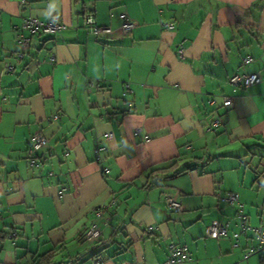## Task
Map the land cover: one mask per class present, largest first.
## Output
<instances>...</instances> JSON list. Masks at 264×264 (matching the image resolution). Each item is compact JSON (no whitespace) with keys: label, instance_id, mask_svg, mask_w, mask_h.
Wrapping results in <instances>:
<instances>
[{"label":"crops","instance_id":"1","mask_svg":"<svg viewBox=\"0 0 264 264\" xmlns=\"http://www.w3.org/2000/svg\"><path fill=\"white\" fill-rule=\"evenodd\" d=\"M85 16L112 32L95 37ZM25 18L65 28L22 48ZM234 73L261 82L234 86ZM33 134L46 145L30 167ZM225 192L259 224L264 0H0V264L51 249L49 264H160L170 244L186 246L184 264H264V250L243 258L252 240L206 235L211 223L235 230Z\"/></svg>","mask_w":264,"mask_h":264},{"label":"built area","instance_id":"2","mask_svg":"<svg viewBox=\"0 0 264 264\" xmlns=\"http://www.w3.org/2000/svg\"><path fill=\"white\" fill-rule=\"evenodd\" d=\"M85 24L89 25V32L93 34L95 37H98L101 34L107 35L112 32V29L109 26H100L95 24L93 18L91 16H85L84 18ZM135 27V23L129 19H122L120 28L123 32L129 35L132 29ZM65 28L64 24L58 21L57 18L48 19L46 21L39 20L37 18H25L21 23L19 28L20 34L18 35L16 42L22 48H26L29 46L31 35L37 33L43 34H55L60 32ZM27 32V34H25ZM181 52V51H180ZM23 53L18 51L16 53L17 58H21ZM244 63L249 62V58L243 59ZM4 68L7 71L13 70V65L10 62L4 63ZM228 82L234 86H244L249 87L261 82V76L257 73H234L228 78ZM132 90L129 84H124V89L122 95L125 96L131 93ZM212 103V100L209 101ZM223 105L229 107L232 105V100L230 97H223ZM56 118V116H54ZM220 123L219 116H216L212 120V127L218 126ZM139 131V130H137ZM107 138L111 137V134L106 136ZM46 145V139L41 134H33L28 139L27 146V156L30 167L38 166L37 161V152ZM219 201L228 204L235 205L237 204V211L234 217V231H229L230 221L225 223H211L206 227L205 233L207 236L219 239L222 237H226L229 234L233 239L232 246H238L239 239L244 237L246 240H252V244L247 246L243 252V258H248L251 255L258 253L261 250H264V213H262L259 224L252 225L249 223L247 215L242 210V205L239 204V196L235 192H225V193H217ZM167 206L171 210L178 211L180 209L179 202L172 197L171 195H167L165 198ZM100 214L97 213V216ZM14 234L12 233L11 236ZM101 236V230L97 226L96 223L91 224L85 231L84 237L89 241H96ZM190 259L189 252L186 246H177L174 244H170L168 246V255L164 261L160 264H184L186 261Z\"/></svg>","mask_w":264,"mask_h":264},{"label":"trees","instance_id":"3","mask_svg":"<svg viewBox=\"0 0 264 264\" xmlns=\"http://www.w3.org/2000/svg\"><path fill=\"white\" fill-rule=\"evenodd\" d=\"M55 253L54 249L49 250L48 252L41 254L38 256V261L34 262L33 264H49L51 259Z\"/></svg>","mask_w":264,"mask_h":264}]
</instances>
